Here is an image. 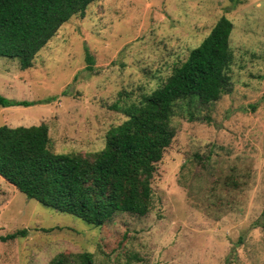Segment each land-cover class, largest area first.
Returning <instances> with one entry per match:
<instances>
[{
    "label": "rangeland",
    "instance_id": "1",
    "mask_svg": "<svg viewBox=\"0 0 264 264\" xmlns=\"http://www.w3.org/2000/svg\"><path fill=\"white\" fill-rule=\"evenodd\" d=\"M226 16L232 90L192 119L156 164L150 212L102 226L28 198L0 175V264H47L93 253L92 264H264V0H95L36 54L31 68L0 56V126L47 123L50 149L92 154L123 108L163 85ZM93 57L88 69L86 54Z\"/></svg>",
    "mask_w": 264,
    "mask_h": 264
},
{
    "label": "trees",
    "instance_id": "2",
    "mask_svg": "<svg viewBox=\"0 0 264 264\" xmlns=\"http://www.w3.org/2000/svg\"><path fill=\"white\" fill-rule=\"evenodd\" d=\"M95 0H0V56L18 59L31 68L36 54L75 15L84 17ZM233 22L220 17L187 59L165 83L139 103L123 108L126 120L109 129L106 145L92 154L56 153L50 149L47 123L0 126V175L28 198L88 223L102 226L118 213L145 216L150 212L151 181L156 164L170 146L173 118L211 105L230 93L228 73L233 53ZM88 69L93 57L86 54ZM47 100H18L0 93V107L32 106ZM17 230L0 240L25 235ZM93 253H59L47 264H92Z\"/></svg>",
    "mask_w": 264,
    "mask_h": 264
}]
</instances>
